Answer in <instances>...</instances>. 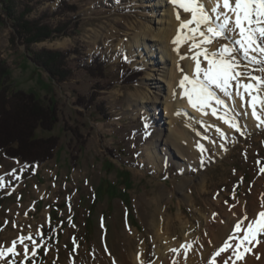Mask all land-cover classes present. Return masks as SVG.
<instances>
[{
    "label": "rangeland",
    "instance_id": "374dc122",
    "mask_svg": "<svg viewBox=\"0 0 264 264\" xmlns=\"http://www.w3.org/2000/svg\"><path fill=\"white\" fill-rule=\"evenodd\" d=\"M15 1L19 12L25 4L32 8L30 19L60 28L54 39L31 50L66 54L72 76L55 83L29 60L24 46L12 40L9 24L0 22V58L10 68L13 87L51 102L58 114L52 130L37 129L34 134L36 139L58 141L47 162L26 166L0 151V246H10L7 239L22 225L18 216L27 212L28 223L35 226L31 234L38 230L44 234L45 247L33 258L35 264H95L104 258L119 262L141 243L144 255L138 258L137 252L135 263L154 264L155 253L164 251L166 242L184 240L181 225L189 240L198 233L207 237L204 223L208 218L213 221L215 209L220 217L225 212L229 216L237 207L252 210L261 202L264 127L251 128L239 115L241 135L210 112L196 115L177 106L184 113V119H175L179 141L183 147H197L196 155L180 158L166 143L163 103L168 86L158 79L172 68L182 73L186 59L167 60L157 38L143 37L146 30L156 33L167 25L160 24L167 18L161 0ZM166 2L169 5L168 0L163 5ZM63 3L76 11L66 10ZM220 43L224 41L214 42L211 50ZM90 64L97 72L103 67L105 76H91L86 70ZM178 81L174 76L172 83ZM146 97H156L157 103H148ZM238 109L235 106L242 113ZM163 148L171 149L167 156ZM157 207L172 219L169 232L161 234L158 229L155 236L160 239L154 243L150 222ZM259 239L264 244V237ZM16 260H23V255Z\"/></svg>",
    "mask_w": 264,
    "mask_h": 264
},
{
    "label": "snow or ice",
    "instance_id": "6c2138e0",
    "mask_svg": "<svg viewBox=\"0 0 264 264\" xmlns=\"http://www.w3.org/2000/svg\"><path fill=\"white\" fill-rule=\"evenodd\" d=\"M211 2L213 6L208 8L204 0H170L176 9V19L180 22L177 35L172 41L174 51L181 60L187 59V55L180 53V47L191 42L189 52L193 53L191 59L195 64L193 74L182 75L178 87L181 89V98H186L193 109L202 115L210 112L243 135L238 116H246L248 113L235 111L236 98H239L241 108L251 109L257 126L264 125V95H261L264 92V0ZM180 10L190 14V19L181 20ZM218 41L224 43L210 50V46ZM180 71L183 72V69ZM255 72L260 75H255ZM221 110L223 114H220ZM220 134L224 135L223 132ZM197 146L204 151L202 145ZM261 172L264 173V168H261ZM0 187H3V177H0ZM245 221L248 223L245 224ZM234 228L235 232L229 240L238 237L239 242L233 244L225 241L211 254L206 264H236V261L243 260L245 254L251 251L248 245L262 243L259 238L264 237V195L256 215L250 219L245 211ZM37 237L41 243H37ZM41 247H45L42 231L38 230L35 235H20L11 241L10 246H0V261L6 264H29L31 261L35 264L33 258ZM171 251L178 253L177 249ZM225 253L229 255H222ZM21 254L23 260L17 261L16 257ZM186 255L185 252V258ZM217 258H220L219 261Z\"/></svg>",
    "mask_w": 264,
    "mask_h": 264
},
{
    "label": "bare ground",
    "instance_id": "6f19581e",
    "mask_svg": "<svg viewBox=\"0 0 264 264\" xmlns=\"http://www.w3.org/2000/svg\"><path fill=\"white\" fill-rule=\"evenodd\" d=\"M169 1V5H167V2L163 5L164 0H161L160 6L165 7V13L167 16L166 20H161L160 24H162L164 22V24H167L163 29H158L156 33H154V31H149L146 30V34H144V38H149L151 36V39H156L158 40V42L162 45V53L163 55H165V57L167 58V60H172L173 63L175 61L180 62L179 58L180 56L177 54L176 51H174L175 45L172 43L173 38L176 37L177 35V29L179 27V21L176 19V9L174 8V6L170 3ZM206 6L208 8H211L212 2L211 0H204ZM168 6V8H167ZM180 16H181V20H188V15L187 13H184L182 10H180ZM185 16H187V18H185ZM161 28V27H160ZM156 31V30H155ZM153 32V33H152ZM148 36V37H147ZM150 39V38H149ZM191 42L188 43H184L181 47H180V53H184L185 55L188 56V58L186 59V63L184 64L185 66L182 67L184 68V72L177 74V72H175V70L172 68L170 70H168V73H164V77H162L161 79H158L159 81L161 80L162 82H167V86H168V94L166 95L165 99H164V106H165V113H166V118L168 119V133H167V139H166V143L170 144L171 146H173L175 148L176 151V155L178 157H184V158H189V156L187 155H191V156H195L196 155V151H197V147H183L182 142L179 141L181 139V137L179 136V134L177 133L176 130V118L177 116L180 117V119H184V113L182 114L183 110L181 111H177L176 107L179 106L180 108L182 107H187L190 108L193 112V114L196 113V110L193 109L187 102L186 98H181V89L178 87V83L180 81V79L182 78V75L184 74H188L189 76H191L193 74L194 71V61L191 59V55L193 53L189 52V46H190ZM188 46V48H187ZM211 50V47H210ZM203 59V58H201ZM206 63V62H205ZM203 66V65H202ZM178 77L179 81L178 83L175 85V82L172 83L173 81V77ZM173 84L175 85L177 91H173ZM148 103L150 101L157 103V98L155 97V99L153 100V98L151 99V97H146L144 98ZM240 100L236 101L235 106H237L238 112H247L248 114L245 116L243 115V120L246 121L248 123V126L251 128H259V127H264V125L262 126H257V121L253 118V116L251 115V109L250 108H241L240 107ZM174 104V105H173ZM222 114H223V110H221ZM220 112V114H221ZM177 113H180L179 115ZM186 123L192 127L193 124L190 122ZM196 122H194L195 124ZM202 123V121H201ZM199 124H195V127H197ZM204 126V125H203ZM230 128V127H229ZM187 135V134H186ZM173 143V144H172ZM166 145V144H165ZM209 146V145H208ZM164 153L166 156L167 154H169L168 152L171 151V149L169 148H163ZM187 154V155H186ZM197 159V158H196ZM261 201V200H260ZM244 207V206H243ZM243 207H237L235 209V213H229V216H227V212L226 216L222 215V217H220V214H217V209H215V212H212L210 216H213V221H211L210 218H208L205 223H204V227H208L209 231H208V235L207 237L204 236L201 233L195 234L191 240H189L188 236H184V232L187 231V228L183 225L180 226V236L184 238V240L182 242H175V243H170L168 244L167 242L165 243V250L161 251L160 254L159 253H155V255H158V261H155L154 264H173V261H175V264H206V262L211 258V254L214 253L219 247H221L223 245V243L225 241H229L230 243H238L239 242V238H234L232 240H229L230 236H233V233L235 232V228L234 225L235 223L243 217L245 211L248 214V217L251 219L252 217H254L256 215V213L260 210V203H258L256 206H254L252 208V210H247ZM227 209V208H226ZM27 214V212H26ZM26 214L25 216L22 218L21 215L18 216V222L21 223L22 225L16 229L14 231V235L12 236V238L9 240V238L7 239V243L8 245L11 244V241L15 240L18 238V236L21 235H28L29 233H34L35 230V226L33 223H28L27 219H26ZM176 220L179 222L181 221V218L179 215L176 216ZM171 217L167 216L165 213V210L162 209L161 207H157L155 208L153 214H152V219L150 222V226H151V230L152 232H154V236L157 233L158 229H160L161 234L165 233L166 231L169 232V225L171 223ZM176 221V222H177ZM167 222V223H166ZM248 221H245V224H247ZM180 224V223H179ZM164 225V228H163ZM30 230V231H29ZM205 231V230H203ZM131 234L133 235V233L131 232ZM188 234V233H187ZM157 235V234H156ZM243 235V232L240 233V236ZM156 238H153V242H158V240L160 239V237L155 236ZM191 245L190 248H188L187 246ZM172 246L171 249H177L178 253H174L172 252L170 249V247ZM138 250L137 251H130L129 253H127L126 255H124V258H122V260H120L119 262L114 261L115 264H136V259L137 256H135V254L138 252H140L139 254V258L141 257V254L144 255L143 251V245L141 243V245L138 246ZM251 251L249 253H246L244 256L243 260H239L236 261V264H261L262 262H264V244L260 243V244H256L255 242L250 246ZM156 250V249H155ZM158 250V249H157ZM155 252H158V251ZM185 252L187 253L186 258H185ZM263 253L262 255H259L260 253ZM165 253V254H163ZM166 253H170V255L166 256ZM225 257H227V255H229V253H225L222 254ZM258 257V259H256ZM132 259L134 258L133 261L129 262L128 259ZM146 258V257H145ZM220 258H217V260L219 261ZM233 259H235V257H233ZM112 262V261H111ZM107 258L98 260L95 264H113L111 263ZM260 262V263H259ZM83 264H88V263H83ZM141 264V263H138Z\"/></svg>",
    "mask_w": 264,
    "mask_h": 264
},
{
    "label": "trees",
    "instance_id": "16d2710c",
    "mask_svg": "<svg viewBox=\"0 0 264 264\" xmlns=\"http://www.w3.org/2000/svg\"><path fill=\"white\" fill-rule=\"evenodd\" d=\"M22 12L17 11L15 0H0V22L12 28L11 38L24 46L29 60L43 69L55 83H64L72 76L68 68L67 55L61 52L42 49L33 52L37 43L54 39L60 28L53 29L41 20L30 19L32 8L25 4ZM66 10L76 11V7L63 3ZM86 67L94 78L104 77L105 70ZM80 101L82 98H79ZM58 123L57 108L46 104L34 94L16 90L10 82V68L0 58V151L13 160L26 166L41 165L50 160L58 146L56 138L36 139L37 129L50 131Z\"/></svg>",
    "mask_w": 264,
    "mask_h": 264
}]
</instances>
